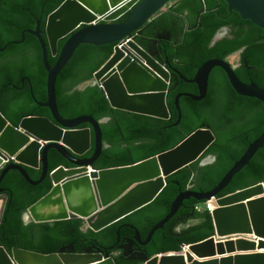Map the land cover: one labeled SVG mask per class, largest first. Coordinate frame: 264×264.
<instances>
[{
  "label": "trees",
  "instance_id": "16d2710c",
  "mask_svg": "<svg viewBox=\"0 0 264 264\" xmlns=\"http://www.w3.org/2000/svg\"><path fill=\"white\" fill-rule=\"evenodd\" d=\"M63 1L0 0V46H6L5 50H0V110L13 125H18L29 114L52 117L50 109L38 103L47 99L48 73L43 64L42 47L39 39L26 30L35 29L40 19L41 33L46 39L48 15ZM173 2L136 32L137 40L146 48L152 47L159 35L172 34L170 39L162 38L158 44L173 75L167 96L170 119L115 108L98 84L88 83L113 56L116 43H83L76 49L57 77L58 109L68 118L82 114H93L98 120L110 118L102 123L105 147L96 161L99 168L132 164L156 155L174 147L203 124L214 131L216 140L200 159L169 175L166 187L153 202L98 232L85 228L82 218L25 223L28 208L48 194L54 184L49 175L34 185L19 170H9L0 184L9 193L0 226V245L8 253L13 247L41 254L57 253L70 245L78 253H84L90 247H116L118 231L121 237L135 234L131 225H135L146 239L152 227L169 213L181 191L214 188L243 155L249 143L264 131L263 102L239 94L226 71L219 66L211 73L204 99L194 100L186 95L180 98L182 118L179 124H175L179 116L175 104L177 94L199 92L196 83L181 75L194 78L200 66L209 59H227L244 47L241 64L235 71L244 82L256 83L264 89V28L231 10L227 0ZM131 13L119 21H126ZM223 27L229 28L228 33L213 44L215 35ZM23 31L25 39L21 41ZM63 44L64 40H60L58 53ZM58 53L52 55L49 50L51 65L56 62ZM87 126L90 124L81 125ZM94 152L95 148H92L86 156H92ZM208 155L215 156V160L201 165L202 158ZM48 157L50 170L59 165H72L54 148L49 150ZM26 169L34 180L42 173L41 168L27 166ZM260 181H264V147L219 195ZM205 201L194 197L185 199L175 216L155 232L147 245V255L179 252L184 243L193 244L212 236L215 226L211 212L204 207ZM197 205L203 208L198 210ZM107 250L116 257L118 264H143L141 261L126 262L114 255V250Z\"/></svg>",
  "mask_w": 264,
  "mask_h": 264
},
{
  "label": "water",
  "instance_id": "95a60500",
  "mask_svg": "<svg viewBox=\"0 0 264 264\" xmlns=\"http://www.w3.org/2000/svg\"><path fill=\"white\" fill-rule=\"evenodd\" d=\"M173 0H64L46 21V39L40 29L26 30L35 35L42 47L43 64L48 73L47 99L39 102L48 107L52 117L29 114L18 125H13L0 110V184L11 169L19 170L34 185L48 175L53 181L52 190L32 204L24 215L25 223H44L71 218H82L87 227L100 231L123 217L153 202L166 187L167 177L201 158L216 140L214 131L206 124L192 131L174 147L132 164L99 168L96 161L105 147L102 123L93 114L68 118L61 115L57 104V77L83 43L105 45L116 43L113 56L95 73L98 84L113 107L163 119L171 118L167 96L171 90L172 71L158 46L144 47L137 37L132 38L149 21L166 9ZM231 10L244 19L264 28V0H227ZM69 4L80 7L81 16L63 22L59 12ZM205 8L202 9V11ZM132 11L126 21L119 20ZM219 31L213 44L222 38ZM22 33L23 41L25 39ZM64 44L58 53V44ZM0 46V50H5ZM49 50L58 53L56 62L49 63ZM223 68L235 90L242 95L260 99L264 104V89L256 83L239 78L227 59L207 60L194 78L185 80L198 85L199 92H181L175 98L182 118L180 98L204 99L215 67ZM25 81V78H22ZM89 123L90 126L81 127ZM264 147V131L251 141L243 155L233 164L219 183L208 191L188 189L181 191L173 201L169 213L157 222L145 240L135 225L134 239L147 245L155 232L175 216L185 199L194 197L208 200L219 196L212 211L215 233L207 239L193 243L184 253H162L151 257L146 249L138 258L143 264H264V181L219 195ZM59 151L72 164L59 165L50 170L49 150ZM95 148L92 156L86 154ZM10 156L15 160L8 161ZM215 160V156L202 158L201 165ZM41 168L39 179H32L26 167ZM9 200V193L0 187V226ZM118 239L120 232L118 231ZM131 239L132 241H135ZM0 264H118L106 248L90 247L84 253L76 252L73 245L57 253L41 254L13 247L8 251L0 245Z\"/></svg>",
  "mask_w": 264,
  "mask_h": 264
},
{
  "label": "flooded vegetation",
  "instance_id": "af4514ba",
  "mask_svg": "<svg viewBox=\"0 0 264 264\" xmlns=\"http://www.w3.org/2000/svg\"><path fill=\"white\" fill-rule=\"evenodd\" d=\"M229 31V28L228 27H225V30H223V35H226ZM244 51V47L239 50L238 52L236 53H233V54H236L237 55V64L234 65L235 69L240 66L241 64V60H242V52ZM233 54L229 55L227 57V60L230 61V57L233 56ZM208 157H213L212 155H208L206 156L205 158H208ZM134 236L135 234H133V236H123L121 237L120 236V239L117 240V249L114 250L116 247L115 245H111L109 247H106V249L110 248L112 250H114V255L116 256H120L121 259H123L124 261L126 262H130V263H134V262H137L139 261L138 258L142 256V253L141 251L144 250V249H147V245H141L139 244L138 241H136L134 239ZM142 237V235H141ZM131 239L135 240V241H132L133 243L131 244ZM142 240H145L143 237H142ZM116 258V257H115Z\"/></svg>",
  "mask_w": 264,
  "mask_h": 264
},
{
  "label": "built area",
  "instance_id": "2783aa9c",
  "mask_svg": "<svg viewBox=\"0 0 264 264\" xmlns=\"http://www.w3.org/2000/svg\"><path fill=\"white\" fill-rule=\"evenodd\" d=\"M137 35H138V33H136L132 38H130L128 40L134 39L135 37H137ZM11 160H15V157L14 156H10L9 159L7 160V162L8 161H11ZM218 198H219V196H214L211 199L206 200V202L204 204V207H206L210 212H212L216 208V206H217V200H218ZM202 208H203L202 205H197L196 206V209H198V210H200ZM190 246H191V244H187V243L182 244V247H181L182 249L179 252L185 254L187 251L190 250ZM170 253H174V252H170ZM159 255H162V254H159Z\"/></svg>",
  "mask_w": 264,
  "mask_h": 264
},
{
  "label": "bare ground",
  "instance_id": "6f19581e",
  "mask_svg": "<svg viewBox=\"0 0 264 264\" xmlns=\"http://www.w3.org/2000/svg\"><path fill=\"white\" fill-rule=\"evenodd\" d=\"M80 9H81L80 7H74V6L67 4L66 7L63 9V11L61 10L58 13L59 18L63 22L70 20V18H72V19L78 18L81 16V10Z\"/></svg>",
  "mask_w": 264,
  "mask_h": 264
},
{
  "label": "rangeland",
  "instance_id": "374dc122",
  "mask_svg": "<svg viewBox=\"0 0 264 264\" xmlns=\"http://www.w3.org/2000/svg\"><path fill=\"white\" fill-rule=\"evenodd\" d=\"M236 58H237L236 54H233V56L230 57V61L233 62L234 65L238 63ZM84 85H86V83L82 84L80 87H84ZM85 227H87V225Z\"/></svg>",
  "mask_w": 264,
  "mask_h": 264
},
{
  "label": "clouds",
  "instance_id": "9594fccd",
  "mask_svg": "<svg viewBox=\"0 0 264 264\" xmlns=\"http://www.w3.org/2000/svg\"><path fill=\"white\" fill-rule=\"evenodd\" d=\"M170 5H171V4H170ZM168 6H169V5H168ZM168 6H167V7H168ZM230 62H231V61H230ZM231 63H232V62H231ZM232 65H233V63H232ZM233 66H234V65H233ZM234 67H235V66H234ZM88 83H93V84H94V83H95V79H93L92 81H89ZM88 83H87V84H88ZM95 85H96V84H95ZM212 156H213V155H212ZM205 202H206V201H205ZM211 213H212V212H211ZM85 226H86V224H85ZM85 228H89V227H85ZM169 253H170V252H169ZM174 253H176V252H174ZM177 253H178V252H177ZM159 254H162V253H159Z\"/></svg>",
  "mask_w": 264,
  "mask_h": 264
},
{
  "label": "crops",
  "instance_id": "0c3cea01",
  "mask_svg": "<svg viewBox=\"0 0 264 264\" xmlns=\"http://www.w3.org/2000/svg\"><path fill=\"white\" fill-rule=\"evenodd\" d=\"M174 2H172L171 4H173ZM167 9V8H166ZM165 10V9H164ZM264 252V251H263Z\"/></svg>",
  "mask_w": 264,
  "mask_h": 264
}]
</instances>
